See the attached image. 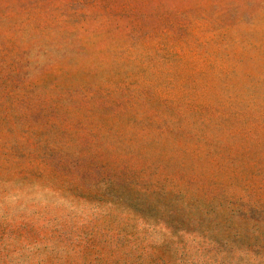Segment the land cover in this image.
Instances as JSON below:
<instances>
[{
    "label": "rangeland",
    "instance_id": "374dc122",
    "mask_svg": "<svg viewBox=\"0 0 264 264\" xmlns=\"http://www.w3.org/2000/svg\"><path fill=\"white\" fill-rule=\"evenodd\" d=\"M0 264H264V0H0Z\"/></svg>",
    "mask_w": 264,
    "mask_h": 264
}]
</instances>
